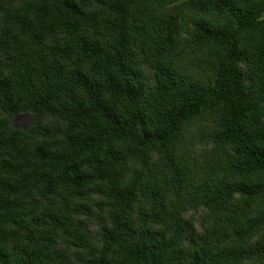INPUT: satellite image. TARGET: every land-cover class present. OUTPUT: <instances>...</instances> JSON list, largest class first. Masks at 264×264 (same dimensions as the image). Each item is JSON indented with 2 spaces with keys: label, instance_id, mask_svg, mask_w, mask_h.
I'll list each match as a JSON object with an SVG mask.
<instances>
[{
  "label": "trees",
  "instance_id": "trees-1",
  "mask_svg": "<svg viewBox=\"0 0 264 264\" xmlns=\"http://www.w3.org/2000/svg\"><path fill=\"white\" fill-rule=\"evenodd\" d=\"M0 264H264V0H0Z\"/></svg>",
  "mask_w": 264,
  "mask_h": 264
},
{
  "label": "rangeland",
  "instance_id": "rangeland-1",
  "mask_svg": "<svg viewBox=\"0 0 264 264\" xmlns=\"http://www.w3.org/2000/svg\"><path fill=\"white\" fill-rule=\"evenodd\" d=\"M33 120V116L31 114H19L15 117L14 125L18 127H25L29 125ZM201 212V211H200ZM191 211L189 212V214ZM197 228L199 229V225H197Z\"/></svg>",
  "mask_w": 264,
  "mask_h": 264
}]
</instances>
